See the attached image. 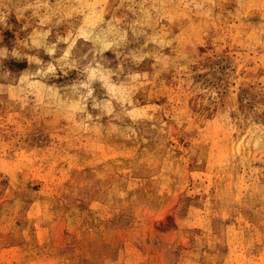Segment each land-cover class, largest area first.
<instances>
[{
  "label": "rangeland",
  "instance_id": "obj_1",
  "mask_svg": "<svg viewBox=\"0 0 264 264\" xmlns=\"http://www.w3.org/2000/svg\"><path fill=\"white\" fill-rule=\"evenodd\" d=\"M0 264H264V0H0Z\"/></svg>",
  "mask_w": 264,
  "mask_h": 264
}]
</instances>
